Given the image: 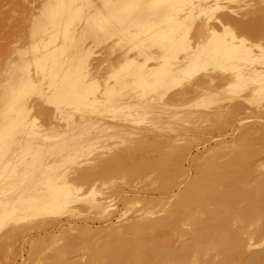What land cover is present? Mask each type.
Returning <instances> with one entry per match:
<instances>
[{"label":"bare ground","instance_id":"6f19581e","mask_svg":"<svg viewBox=\"0 0 264 264\" xmlns=\"http://www.w3.org/2000/svg\"><path fill=\"white\" fill-rule=\"evenodd\" d=\"M97 1L49 0L0 44V263L31 242L18 264H264V116L243 117L247 102L264 111V10L230 7L262 0ZM225 125L242 132L233 154L191 157ZM105 173L123 184L76 185Z\"/></svg>","mask_w":264,"mask_h":264},{"label":"rangeland","instance_id":"374dc122","mask_svg":"<svg viewBox=\"0 0 264 264\" xmlns=\"http://www.w3.org/2000/svg\"><path fill=\"white\" fill-rule=\"evenodd\" d=\"M47 1H49V0H14V1H11V0H8V1L7 0H0V15H1L0 16V22H1L0 23V33H1L0 35L3 34L2 35L3 37L0 36V39L4 38L6 35L10 34L11 32H14V30L18 31V35L19 34L24 35L27 32V29L30 28V25H29L30 20L31 19L32 20H37V19L40 18V14L43 12L44 6L46 5ZM93 2L97 6L101 5L97 0H93ZM249 3L250 2H248V5H246V6H245V3H240V4L236 3L237 5L231 3L230 7L233 8V10L235 11V13L237 15H239L238 17L243 16L245 19L250 17V15L253 14V13H256L258 15L262 10H264V0L258 1V2H254V3L252 2L253 3V4L251 3L252 5H250ZM233 5L235 7H233ZM243 5H244V7H243ZM23 18H25V19H23ZM10 30H13V31H10ZM24 31H26V32H24ZM5 33H7V34H5ZM240 35L243 36L244 34H240ZM245 35H247V34H245ZM8 37H10V36L8 35ZM8 37H5V39H4L5 41L4 40L0 41L1 42L0 44H2V42H3V44H7V41L11 38L10 37L8 39ZM244 37L246 38V36H244ZM247 39H249L250 42H252V43L259 42L258 38H255V37L252 38L249 35L247 36ZM7 46H9V42H8ZM97 51H99V50H97ZM223 83L224 82L215 81L214 84H213V88H215V87H217V86H219V85H221ZM228 100H230V99L223 98L222 101L219 102V104H218V101H217L218 108L219 107L225 108V106L226 107L230 106L231 104H233L235 102H238V101H241L242 99H240V98L236 99L235 98L232 101L231 100L228 101ZM187 102H189V100ZM247 103H245V104L247 105L248 110L246 111V109H247L246 108L245 112H248V113L247 114H243V117L246 119V122L248 124L249 123L252 124V123H254L256 121L257 118L264 116V111H258L257 109L254 108V106H253L254 104L250 105V104H247ZM187 105H189V104H187ZM215 105L216 104H214L213 107H215ZM189 107H191V106L189 105ZM182 109H184L183 111H185V110L186 111H190V109H188V110L185 109V108H182ZM192 109H194V108H191V110ZM182 118H184V117H181V120H182ZM186 120H187V116L184 118V121H186ZM140 123H142V122H140ZM145 124L147 125V123H143L142 125L141 124L140 125L136 124V125H137L138 128H144L146 126ZM136 125H134L135 128H137ZM225 126H227V125H225ZM253 132L254 133L252 134V136L255 137V138L264 137V127H261L260 129L257 128ZM241 134H242L241 131H236V130L233 129V127H230V126H227L226 128L225 127H222V128L218 127L216 129H214L211 133H209V140L208 139H201L200 141L195 140L194 142H191V144L188 147L189 148V153H190L191 157L197 156L196 154H199V156H202L203 158H207V155H209V157H211L213 155L214 156L215 155H218V156L226 155V158H224V159H227L229 155H231V154H233V152H235V150L237 148L236 147L237 138ZM100 135H102V134H100ZM104 139L105 140L107 139L106 143H108V144H110V142L113 141V140H110L109 138H107V136L106 137L104 136ZM257 146H258V148L260 147L259 150H264V148H262V147H264V144H260V145L256 144V147ZM120 147H122V146H119L118 148H120ZM208 149H210V150L207 151V152H204V150L206 151ZM99 150H102V151H99ZM114 150L115 149H113V150L110 149L109 146L107 147L106 144H105V146H103V148H99V146H98V148L93 150L90 155L82 157V161H84V163L90 162L93 159H95L96 156L100 152H104L108 156ZM260 154H259L260 156L258 155L259 158H257V160H259V161L264 160V151H261ZM223 157H225V156H223ZM224 159H221V160H224ZM196 160H203V159L202 158L201 159L196 158ZM188 166H189V163L186 161L184 163V171H185V173L188 171ZM254 171H255L254 175H256V176H258L260 178L262 176H264V167L256 168ZM107 173L109 175L112 172H107ZM108 175L106 174V176L105 175L101 176L102 179H100V180H101L102 186H101V183H99L100 180H95L94 181L95 183L97 181H99V182L97 184H95L94 186H92L94 184V182H93V184L90 183V182H89V184L85 183V185L84 184L82 185V183H78L77 182L76 185H78L80 187L83 186V189H81V190H90V188L91 189L92 188L95 189L97 187H99V189H100L102 187L100 190H106L107 191V190H113L115 187H118L121 184H123V181H121L123 179V178H121L122 177L121 175H118L119 176L118 178H116L117 176L116 177L114 176L115 174H113L112 178L109 177ZM152 177H154V174H149V175L143 177L142 179L137 180V181H140V182L137 183V181H136L135 186L136 185H138V186H136L135 190L138 191L140 197L145 195L147 192L151 193L152 189L155 188L156 182H155L154 178H152ZM186 178H187V176L182 175V176H179V177H177L175 179V184L177 185L178 188H180V187L182 188L183 187V185H184V183L186 181ZM109 182H113L112 185H110ZM148 190H150L151 192L148 191ZM114 207H116L118 214H120L124 210V205L122 203H120V202L114 201ZM136 209H137V206H133L132 208L130 207V209L127 212L126 216L125 217L123 216L122 218H120L121 222H123V219L126 218L127 216L131 215ZM60 218L61 219H69V220L76 221V222L77 221H84V220H90L91 219V218L89 219L85 215L74 217V216H69L68 214L67 215H63ZM92 221L97 226V222L98 221L97 220H90V223H93ZM193 222L196 223L197 219L194 220ZM57 234H59V233H57ZM39 237L42 238L43 236L40 235ZM88 237H91V235H88L87 237H85V240L86 239L87 240L90 239ZM34 238H37V236H35ZM30 243L31 242L23 245L22 248H20L19 244H17V243H15V245H13V247H11V250L20 248L18 250L19 254L15 257L17 264L20 263L22 259H25L28 256ZM83 252H85V251H83ZM47 254L46 253H42L41 256H43V258H44V257L47 256ZM85 258H86V254H85ZM44 263H45L44 261L38 262V264H44ZM0 264H2V262ZM3 264H5V263H3Z\"/></svg>","mask_w":264,"mask_h":264}]
</instances>
